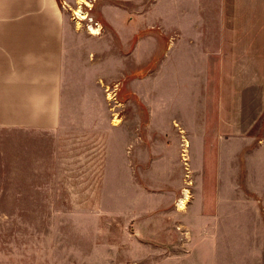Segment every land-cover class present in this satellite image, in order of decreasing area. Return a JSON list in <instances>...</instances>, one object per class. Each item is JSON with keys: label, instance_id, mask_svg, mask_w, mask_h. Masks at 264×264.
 Listing matches in <instances>:
<instances>
[{"label": "rangeland", "instance_id": "rangeland-1", "mask_svg": "<svg viewBox=\"0 0 264 264\" xmlns=\"http://www.w3.org/2000/svg\"><path fill=\"white\" fill-rule=\"evenodd\" d=\"M92 1L90 12L102 32L104 23ZM154 33V40L145 43V48L154 45L152 57L131 55L136 40L125 43L120 56L107 40L99 63L108 81L118 77L119 69L121 80L104 90L88 93L86 89L85 99L70 90V121L65 126L70 136L63 137L70 140V160H76L73 150L78 148L100 164H25V153L24 164H0V264H188L193 260V247L183 243L172 247L164 227L172 221L171 211L186 213L194 200V177L200 175L194 130L202 124V108L211 107L205 100L227 97V78L212 71L216 60L211 57H165L166 40L160 28ZM250 61L256 68L264 65V58ZM234 75L239 104L236 129L248 130L255 138L246 148V156H255L249 147L264 138V73ZM92 112L101 113L96 128L89 124L87 113ZM20 139H26L20 144L29 148L21 150L29 149L31 160L34 138ZM3 146L0 137V160ZM235 175L264 177V164H235ZM191 224L193 218L188 216L187 226ZM250 224V259L244 248L237 247L234 264H264L260 229L264 217L251 210ZM175 225L187 239L182 220L176 219ZM235 236L237 244L243 234Z\"/></svg>", "mask_w": 264, "mask_h": 264}, {"label": "crops", "instance_id": "crops-1", "mask_svg": "<svg viewBox=\"0 0 264 264\" xmlns=\"http://www.w3.org/2000/svg\"><path fill=\"white\" fill-rule=\"evenodd\" d=\"M77 2L0 0V164H24L22 153L28 158L25 164H100L78 148L73 150L76 160H70V140L63 139L70 136L65 128L70 90L83 99L86 89L104 90L121 80L122 70L116 68L118 77L108 81L99 63L106 41L121 56L125 43L136 40L131 55L152 57L155 47L145 48V43L154 40L158 27L166 40L162 55L213 58L212 71L226 74L228 91L227 97L205 100L211 107L202 108V124L194 130L200 170L194 177V200L186 213L171 211L172 221L164 227L166 242L193 247L188 264H234L237 247L249 257L251 210L264 217V177L236 176L235 164H264V138L249 147L255 156H246L255 138L236 129L234 74L264 73V65L250 64L251 58H264V0H95L105 27L98 35L76 27L68 7ZM101 99L105 104L106 98ZM87 115L90 127L96 128L101 113ZM24 137L34 138L31 160L29 149L21 150ZM188 216L193 218L189 226ZM176 219L187 226V239L176 230ZM260 229L264 231V224ZM236 232L243 234L237 244Z\"/></svg>", "mask_w": 264, "mask_h": 264}, {"label": "built area", "instance_id": "built-area-1", "mask_svg": "<svg viewBox=\"0 0 264 264\" xmlns=\"http://www.w3.org/2000/svg\"><path fill=\"white\" fill-rule=\"evenodd\" d=\"M64 5L65 4H63V7ZM92 7V0H80V2L76 3L74 8L68 7V9L70 17L77 27L85 29L90 34H93L92 30L95 29L97 32L99 31L98 34H100L102 25L91 15L90 11Z\"/></svg>", "mask_w": 264, "mask_h": 264}, {"label": "bare ground", "instance_id": "bare-ground-1", "mask_svg": "<svg viewBox=\"0 0 264 264\" xmlns=\"http://www.w3.org/2000/svg\"><path fill=\"white\" fill-rule=\"evenodd\" d=\"M92 31H93V32H92L93 34H94V33L96 34V30H95V29H93ZM185 200H186L185 198L180 200V205H181V206L184 205L183 203H184Z\"/></svg>", "mask_w": 264, "mask_h": 264}]
</instances>
